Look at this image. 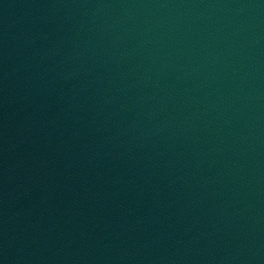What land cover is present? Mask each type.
Here are the masks:
<instances>
[{
    "label": "water",
    "instance_id": "1",
    "mask_svg": "<svg viewBox=\"0 0 264 264\" xmlns=\"http://www.w3.org/2000/svg\"><path fill=\"white\" fill-rule=\"evenodd\" d=\"M0 264H264V0H0Z\"/></svg>",
    "mask_w": 264,
    "mask_h": 264
}]
</instances>
